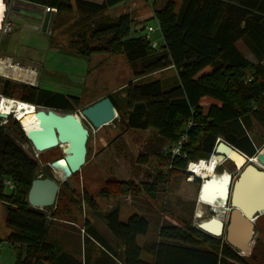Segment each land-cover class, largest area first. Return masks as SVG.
<instances>
[{
    "label": "trees",
    "instance_id": "16d2710c",
    "mask_svg": "<svg viewBox=\"0 0 264 264\" xmlns=\"http://www.w3.org/2000/svg\"><path fill=\"white\" fill-rule=\"evenodd\" d=\"M25 1L54 8L51 46L83 57L94 53L124 55L132 79L122 87L124 109L108 95L118 112L112 122L119 120L125 128H153L166 142L177 140L182 132L188 136L186 158H172L165 149L158 154L162 164L169 165L166 173L158 171L139 184L133 179H108L101 188L102 196L142 191L155 198L162 184L184 173L188 160L208 159L218 138L246 155L256 153L250 133H256L254 124L264 131V0H181L179 6L174 0H152V16L159 26L155 46L147 30L132 33L129 14L115 18L106 14L108 8L124 0ZM56 31L66 40L64 48L55 40ZM239 40L246 43L255 60L237 48ZM168 68L175 71V79L165 87L161 72ZM156 73L160 76L155 77ZM0 94L63 112L91 104L81 105L76 95L1 77ZM204 96L216 101L206 111L200 104ZM17 139L27 141L17 121L0 124V201L9 230L0 241L14 248L15 264H90L89 256L85 259L87 241L96 243L118 264H264L255 254L257 244L249 255H243L223 236L204 232L189 220L181 225L161 224L155 238L139 244L138 238L149 230L147 218L133 213L121 221L118 207L104 215L111 239L93 222L84 220L83 259H79L75 251L49 238L53 223L64 220L59 201L44 207L48 213L27 203L30 184L39 175V163ZM5 180H10L12 187L5 185ZM63 195L59 187L58 199ZM81 201L92 205L89 195L82 196ZM260 216L264 214L257 218ZM112 239L120 249L113 248Z\"/></svg>",
    "mask_w": 264,
    "mask_h": 264
},
{
    "label": "rangeland",
    "instance_id": "374dc122",
    "mask_svg": "<svg viewBox=\"0 0 264 264\" xmlns=\"http://www.w3.org/2000/svg\"><path fill=\"white\" fill-rule=\"evenodd\" d=\"M151 2L152 0H124L116 6L108 8L106 14L112 18L117 17L121 13L129 14L132 18V33H143L147 30V26L156 25L155 19L152 16L153 6ZM174 2L176 5L178 4V0H174ZM146 33L150 39L158 41L156 38L158 32ZM55 35V40H58L57 44H61L62 46H60L64 48L66 40L63 41L61 39L62 36L59 34V31H56ZM239 46L245 52V56L248 59L254 60L253 56L246 52L243 45L239 44ZM66 54L68 55L67 59L62 57L61 61L54 63L52 66L49 65L51 69H47V71L50 74L45 80L39 77L38 72L35 75L32 74L31 78H28L20 73L15 74L12 70L7 71L5 75H0V77L25 85L66 90L63 92L79 96L80 104L86 105L96 100L98 96L96 92L107 91L110 88L117 87L125 82L128 77H131L132 74L129 64L122 53H94L89 57L79 56L74 53L69 54L67 52ZM12 63L19 65L18 62ZM24 68L30 69V67L25 66ZM163 74V77H165L164 82L166 81L170 84L175 79L174 70L164 71ZM60 78L64 80H60ZM67 82L71 83L66 87L68 85L66 84ZM121 94L122 92L114 91L113 99L119 104L121 109H124L123 105H121L124 102L119 101ZM13 100L18 99L14 98ZM215 102L211 97L204 96L201 98L200 104L203 111H206L208 105ZM73 113L80 118L89 130L86 162L76 173H73L59 183V187L64 191V195L60 200L58 199L57 192L55 202L56 200L57 203L59 201V205L63 207V215L60 217L64 220L58 219L53 223L50 228V239L59 240L65 249L75 251L76 256L79 259H83L82 251L84 243L82 238L83 229L81 227L84 220L88 219L90 222H93L99 232L111 239L112 235L106 227L104 215L107 210L113 207H118L121 221H125L133 213L141 214L147 218L149 230L145 236L138 238L139 244L155 238L161 224L181 225L182 221L189 220L191 225L196 227L197 223L203 220V217L205 220L210 215L215 216L218 214V212L216 214L210 212L208 206L204 205L198 210L197 192L201 180L194 178L191 180V183H188L190 181L186 179L187 175L185 172L173 175L169 178L168 183L162 184L155 198H150L142 191L135 194L109 195L103 198L100 191L101 188H104L105 181L108 179L117 181L133 179L139 184L140 182L150 180L158 171L166 173L169 165H163L158 154L163 152L169 142H166L153 128H125L119 120L111 121L99 129H94L85 118L81 117V106L75 109ZM8 117L3 119L1 124L10 125L12 119H14L25 131L34 128L37 124L35 113L25 116L21 121L17 119L15 113H10ZM254 125L256 133L255 135H253L254 132L250 134L255 144L256 152H259L264 149V131L260 130L259 125ZM220 141L223 142L222 140L216 141L209 158L214 155L215 147ZM17 143L39 163V174L43 173L51 176V168L48 164L63 155L62 148L59 146L37 152L32 148L28 140L21 141L17 139ZM216 158V160L219 159L218 157ZM143 159L145 160L143 161ZM221 161L215 167L216 173L219 174L225 170L231 175H237V168L233 160L225 157ZM85 195L90 196L92 205L81 201L82 196L85 197ZM190 202L194 203V209L189 215L187 212L191 206ZM201 209L203 210L202 217L195 218L194 214L196 210L199 212ZM42 210L46 213L49 212L45 208ZM222 214H219L220 217H222ZM226 214L227 212H225V216ZM4 217L5 206L0 201V239L9 231L4 224ZM255 244H257L255 250L256 256L264 259V216H260L254 221L251 248ZM85 245V259L89 256L87 260L90 264H118L110 255L101 251L96 243L87 241ZM112 246L115 249H120L117 241L113 239ZM15 255L16 252L10 243L0 241V264H15Z\"/></svg>",
    "mask_w": 264,
    "mask_h": 264
},
{
    "label": "water",
    "instance_id": "95a60500",
    "mask_svg": "<svg viewBox=\"0 0 264 264\" xmlns=\"http://www.w3.org/2000/svg\"><path fill=\"white\" fill-rule=\"evenodd\" d=\"M155 76L158 77L159 74L156 73ZM37 108L36 126L27 131L20 126L25 137L37 152L59 146L63 153L60 158L48 164L51 168L50 177L38 176L30 184L27 203L31 207L43 209L54 204L59 183L85 164L89 130L73 112H63L45 106H37ZM81 115L92 128L99 129L116 118L117 111L110 97L106 95L82 108ZM7 117L8 114L0 112V118ZM227 152L237 157V160L229 157ZM214 154L218 157L227 156L233 160L238 174L232 180L231 174L225 170L220 174L217 173V178L227 179L225 193L215 197L212 204L207 203L212 205V213L216 212L214 206L218 203H222L224 212L229 208L226 223L212 215L209 219L198 222L197 227L213 236H223L225 242L231 247L243 255H249L254 234V221L259 215L264 214V151L261 150L249 156L239 153L238 149L233 148L232 145L220 141L215 147ZM211 178V174L204 179L202 177L197 200L203 199L201 198L202 189ZM203 226H207L213 233L204 229Z\"/></svg>",
    "mask_w": 264,
    "mask_h": 264
},
{
    "label": "crops",
    "instance_id": "0c3cea01",
    "mask_svg": "<svg viewBox=\"0 0 264 264\" xmlns=\"http://www.w3.org/2000/svg\"><path fill=\"white\" fill-rule=\"evenodd\" d=\"M93 1H99V0H93ZM180 3L181 0H178L177 6H179ZM7 14L10 15L12 28L9 31L4 32L2 28H3V22ZM47 18L48 15H45L42 6L38 4H34L25 0H13V1L0 0V56L8 57L11 59V61L18 62L20 66L23 67L25 66L35 69L36 72L39 73V77H41V79L43 80H45L47 76L50 74L47 71V69H51L49 68V65L52 66L54 63L61 61L62 57L66 59L68 57L66 52H63L59 50L58 47L51 46L49 44L50 30L48 28L46 29ZM239 44L243 45L246 52L250 53L254 58V55L252 54L246 43L243 42V40H239L236 43V46L245 56V52L242 51ZM9 70H12V72L15 74L20 73L21 75H25V76L27 75L26 72H20L19 70L11 67L5 71H9ZM167 70H173V69L168 68L161 72L163 84L165 87L170 85L169 82L166 81L164 82L165 77H163L164 76L163 72ZM131 79H132V75L131 77H128L125 82H123L117 87L110 88L107 91L96 92L98 94L96 100L106 95H111L113 97L114 91L117 90L119 92H122L119 101L120 102L124 101V94L121 89L125 85V83L129 82ZM60 80H64V79L60 78ZM70 83L71 82H67L66 84L68 85H66V87L69 86ZM49 90L62 91V92L66 91V90H57V89H49ZM188 183H191V181ZM190 205L191 206L187 212L189 213V215L194 209L193 206L194 203L190 202ZM196 212L194 214L195 218H196L195 215H197Z\"/></svg>",
    "mask_w": 264,
    "mask_h": 264
},
{
    "label": "bare ground",
    "instance_id": "6f19581e",
    "mask_svg": "<svg viewBox=\"0 0 264 264\" xmlns=\"http://www.w3.org/2000/svg\"><path fill=\"white\" fill-rule=\"evenodd\" d=\"M0 98H1V100H0V112L6 113V114L11 113V112H15L19 121H21L27 115L34 114L36 112V110L38 109L37 106L32 105V104L27 103V102H23L20 100H13V99H10V98L5 97V96L0 97ZM262 151H264V149H262ZM226 154L229 157H231V158L233 157L234 159L237 160V157H234L230 152H227ZM216 157H218V156H216L215 154L212 155L211 158H209L207 161L200 162L195 168L196 173H198V175H201L203 177V179L205 177H207L209 174H211V177H212L210 181L205 183V185L202 189L201 198H203V199L198 200V206H199L198 210H200L202 205L205 204L204 202L211 203L215 197L222 196V194L224 195V193H225L224 187H226L227 179L222 178V177L217 178V174H215L213 172L214 167L217 164H219L221 162V160H223L224 156H219L218 160H216L217 159ZM220 200H222V199L220 198ZM220 202H222V201H220ZM214 207H215L216 211L218 212V214H219V212L220 213L222 212V207H223L222 203L215 204ZM196 213L198 214V212H196ZM214 217L221 220L219 215H216ZM203 228L208 230L209 232L213 233V231H211V229H209L207 226H203Z\"/></svg>",
    "mask_w": 264,
    "mask_h": 264
},
{
    "label": "built area",
    "instance_id": "2783aa9c",
    "mask_svg": "<svg viewBox=\"0 0 264 264\" xmlns=\"http://www.w3.org/2000/svg\"><path fill=\"white\" fill-rule=\"evenodd\" d=\"M34 4H37V3H34ZM38 5L42 6L43 12L45 13V15H48V18H47V21H46V29L47 28L50 29L49 25H51V21L53 19L54 14H55L54 8H52V7L48 6V5H41V4H38ZM11 28H12V24H11V21H10V15L7 14V16H6V18H5L4 22H3V28L2 29H3L4 32H7ZM146 29H147V32H155V31L158 32L159 31V26L156 23L155 26H150L149 25V26L146 27ZM156 42H157L156 40H152V42H151L152 46H155ZM12 62L13 61H11L10 58L1 57L0 56V75H5V73L7 72L5 70H7L10 67L14 68V69H17L20 72H26V74H27L26 77H28V78H31L32 74H34V75L36 74V70L33 69V68H30V69L29 68H24L22 66H19L17 63H12ZM0 97H3V96L0 94ZM0 100H1V98H0ZM11 113H15V112H11ZM9 114L10 113H8V115ZM15 116H17L16 113H15ZM81 117H83V116L81 115ZM2 120L3 119L0 118V124H1ZM190 125H191V121H188L187 122V126H190ZM187 140H188L187 134L185 132H182L177 140L169 142L167 147L165 146V150L168 151L169 155L172 158L175 157V156L176 157H181V158H186L187 157V152H186V149L184 148V144H185V142H187ZM218 140H219V138L216 141H218ZM213 154H214V152H213ZM224 159H225V157L223 158V160ZM202 161H207V160L206 159H198V160H191L190 159V160L187 161V163L185 165V168H184V172L187 175V177H186L187 180L191 181L192 179L197 178V177H201V179H202V176L198 175V173H196V170H195L196 166ZM4 183H5V185H8L9 187H12V183H11L10 180H5ZM204 206H208V208L212 207V205H208V204H204ZM228 209L229 208H227L225 210V212H228ZM209 211L211 212V209H209ZM225 212H223V214L221 215L222 216V217H220L221 220L223 219V216L225 215ZM215 214H216V212H215ZM201 217L202 216H200L199 218H201ZM207 218H205V219H207ZM202 219H204V217ZM196 226H198V223H197Z\"/></svg>",
    "mask_w": 264,
    "mask_h": 264
},
{
    "label": "flooded vegetation",
    "instance_id": "af4514ba",
    "mask_svg": "<svg viewBox=\"0 0 264 264\" xmlns=\"http://www.w3.org/2000/svg\"><path fill=\"white\" fill-rule=\"evenodd\" d=\"M213 172L215 173V174H217L216 172H215V167H214V169H213ZM237 172H238V170H237ZM220 174V173H219ZM238 174V173H237ZM38 176H41V177H50V176H47L46 174H43V173H40ZM231 177H232V180H234L236 177H237V175H235V174H233V175H231ZM197 180V179H196ZM104 197V196H103ZM202 208V207H201ZM209 209H211V208H209ZM217 212V211H216ZM224 212V206L222 207V212L221 213H223ZM201 213V214H200ZM202 213H203V210L201 209V211L200 212H198V214L197 215H195L196 217H200L201 215H202ZM228 213V212H227ZM219 214H220V212H219ZM219 214H217V215H219ZM216 216V215H215ZM220 216V215H219ZM225 216V215H224ZM223 216V219H222V221L224 222V223H226V217L228 216V214H226V216L224 217ZM211 217V215L210 216H208V218L207 219H209ZM226 218V219H225ZM200 222V221H199Z\"/></svg>",
    "mask_w": 264,
    "mask_h": 264
},
{
    "label": "clouds",
    "instance_id": "9594fccd",
    "mask_svg": "<svg viewBox=\"0 0 264 264\" xmlns=\"http://www.w3.org/2000/svg\"><path fill=\"white\" fill-rule=\"evenodd\" d=\"M239 152H241V151H239ZM242 154H244L243 152H241ZM225 157H227V156H225ZM228 158V157H227ZM209 159V158H208ZM208 159H206V160H208ZM230 159V158H229ZM217 166H218V164H217ZM216 167V166H215ZM195 179H197V180H201L202 181V179L201 178H195ZM205 204H207V203H205ZM204 220V219H203ZM197 227V226H196ZM210 234V233H209Z\"/></svg>",
    "mask_w": 264,
    "mask_h": 264
}]
</instances>
